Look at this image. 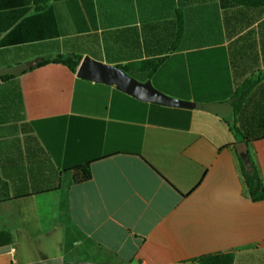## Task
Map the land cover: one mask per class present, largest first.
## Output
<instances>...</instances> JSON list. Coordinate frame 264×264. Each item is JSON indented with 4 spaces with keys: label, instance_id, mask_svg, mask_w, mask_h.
I'll list each match as a JSON object with an SVG mask.
<instances>
[{
    "label": "crops",
    "instance_id": "crops-1",
    "mask_svg": "<svg viewBox=\"0 0 264 264\" xmlns=\"http://www.w3.org/2000/svg\"><path fill=\"white\" fill-rule=\"evenodd\" d=\"M0 9H27V36L39 35L0 47V69L75 54L127 66L144 82L165 64L181 69L169 61L179 55L191 93L216 85L212 69L230 78L214 112L188 109L185 130L159 124L170 114L173 122L172 111L62 64L0 81V232L12 236L0 264H198L208 253L264 264V201L248 197L239 161L250 160L264 184V8L0 0ZM221 48L223 63L207 52ZM246 79L254 85L235 111ZM86 163L91 178L73 183L70 171Z\"/></svg>",
    "mask_w": 264,
    "mask_h": 264
},
{
    "label": "trees",
    "instance_id": "trees-1",
    "mask_svg": "<svg viewBox=\"0 0 264 264\" xmlns=\"http://www.w3.org/2000/svg\"><path fill=\"white\" fill-rule=\"evenodd\" d=\"M231 5L241 6L245 8H264V0H226ZM34 18H27V9H0V34L7 32L0 40V47L4 45H15L27 42V40H35L39 38L37 36H27V22H32ZM183 30V22L180 12L177 10V39L181 35ZM220 54H217V52ZM211 53L212 59L215 58L216 62L223 63L226 61V54L224 49H213L207 51ZM213 53V54H212ZM216 53V54H215ZM181 56L176 55L170 58L172 64L181 69H151V72L146 78H151L152 85L160 92L167 94L171 97L190 100L193 98L196 102L202 104V108L208 111H215V106L218 102L225 100L230 94V78L228 69H212L215 70L217 75L216 85L211 89H208L206 95L203 97L198 96L195 91L191 93L186 79V70L184 64L180 62ZM81 61V57L75 54L58 55L51 59L39 60L35 67L44 66L48 63L62 64L67 67L71 72L76 73V70ZM130 76L135 79L141 80L137 76L130 73L131 69L127 66L123 68ZM26 72V71H25ZM15 79L13 75L0 76L1 82H8ZM254 82L246 79L242 82L241 87L234 93V97L238 99L237 105L234 106L235 111L238 109L240 103L246 98L247 94L251 90ZM155 107H159L161 110L169 111L175 114L174 121L170 122L172 115L170 114L169 120L161 118L159 124L171 128L187 129L189 123L190 111L185 108H169L159 104H152ZM233 132H238L237 128L231 125ZM139 156V154H137ZM240 161V171L243 179V183L246 188V193L252 202L264 201V184L261 182L260 174L257 167L249 160V166L246 167L242 158ZM72 182L82 183L88 181L91 178L90 165L88 163L84 165H78L71 171ZM27 196V195H26ZM12 243V236L7 232H0V246L8 245ZM232 253H208L200 255L194 258L193 261L198 264H233Z\"/></svg>",
    "mask_w": 264,
    "mask_h": 264
},
{
    "label": "water",
    "instance_id": "water-1",
    "mask_svg": "<svg viewBox=\"0 0 264 264\" xmlns=\"http://www.w3.org/2000/svg\"><path fill=\"white\" fill-rule=\"evenodd\" d=\"M38 59L23 62L17 66L0 69V76H19L38 64ZM76 77L93 82L113 85L117 90L143 102L155 103L167 107L200 110V103L171 97L157 90L150 79L144 82L138 81L130 76L125 70L105 64L84 56L76 70Z\"/></svg>",
    "mask_w": 264,
    "mask_h": 264
}]
</instances>
